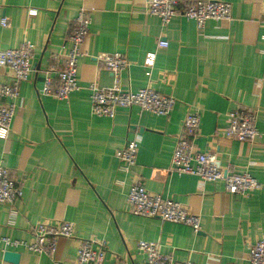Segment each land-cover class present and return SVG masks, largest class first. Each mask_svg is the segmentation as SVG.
I'll return each mask as SVG.
<instances>
[{
	"label": "crops",
	"instance_id": "0c3cea01",
	"mask_svg": "<svg viewBox=\"0 0 264 264\" xmlns=\"http://www.w3.org/2000/svg\"><path fill=\"white\" fill-rule=\"evenodd\" d=\"M220 1L232 4L233 22L209 20L201 32L182 17L164 26L145 13L144 0H0V49L35 46L33 72L21 85L12 128H0V159L22 189L14 205H0V237L30 244L39 223L74 225V238L62 240L54 258L0 243V264H14L5 260L7 252L20 255L17 264H73L79 241L89 238L107 242L108 264H147L140 240L157 243L178 262L251 264L250 248L264 239V0ZM83 7L91 9L92 24L86 55L79 59L80 89L63 101L42 96L48 72L57 79L63 69ZM160 40L168 47L160 48ZM107 53L129 60L124 89L151 88L175 97L170 116L138 107L119 108L115 119L94 116L90 84H115L98 61ZM149 54L156 55L153 66L146 64ZM12 81L13 73L0 68V85ZM235 108L257 113L263 137L248 144L222 136ZM189 110L201 118L199 149L216 152L229 173H248L261 188L235 195L223 181L203 184L172 171ZM138 135L136 165L123 172L116 154ZM135 180L200 216V231L135 216L127 199Z\"/></svg>",
	"mask_w": 264,
	"mask_h": 264
},
{
	"label": "built area",
	"instance_id": "2783aa9c",
	"mask_svg": "<svg viewBox=\"0 0 264 264\" xmlns=\"http://www.w3.org/2000/svg\"><path fill=\"white\" fill-rule=\"evenodd\" d=\"M145 13L159 18L167 26L176 17L193 20L199 31L205 29L209 20H219L227 24L233 22V6L220 0H144ZM91 9L81 8L75 26L68 37L70 49L64 53L63 69L57 79L48 72L41 89V95L56 100H68L73 92L80 89L78 82L79 59L85 56L84 46L90 33L92 20ZM32 10L30 15H36ZM2 26L8 27L9 21L3 18ZM168 42L159 41L160 48H167ZM35 46L25 42L18 48L0 49V68L13 73V81L0 85V128L9 132L16 116V101L21 97V85L27 82L33 72L32 60ZM155 54H149L147 66H153ZM105 68L115 78L114 86L102 88L96 83L89 86L91 92L92 114L98 117L115 119L119 108L138 107L143 112L157 116L168 117L177 100L173 96L161 94L151 88H143L137 92L124 89L121 77L129 68V60L122 53L102 54L98 57ZM257 113L253 110L235 108L227 115L228 125L222 131L227 140L253 144L263 137L257 125ZM201 118L198 111L189 110L181 134L177 137L172 157V171L179 175H193L201 182L223 181L227 192L246 196L249 192L261 188V184L250 174H231L220 163L216 152H203L197 146ZM141 143L138 135L116 154L120 161V170L130 172L136 165L137 154ZM22 196L21 186L12 177L10 170L0 159V205H14ZM128 203L135 216L160 219L163 222L182 224L195 232L201 229V217L194 215L181 203L164 198L150 192L140 180H135L128 192ZM15 210L11 213L14 220ZM33 242L27 244L0 237V243L6 246H24L34 253L54 258L60 242L74 238V225L71 222H61L57 225L39 223L32 229ZM139 251L146 256L147 264H194L190 261L178 262L172 255L161 252L157 243L140 240ZM108 247L105 240L89 238L80 240L76 258L73 264H108ZM248 260L251 264H264V239L254 244L249 251Z\"/></svg>",
	"mask_w": 264,
	"mask_h": 264
},
{
	"label": "water",
	"instance_id": "95a60500",
	"mask_svg": "<svg viewBox=\"0 0 264 264\" xmlns=\"http://www.w3.org/2000/svg\"><path fill=\"white\" fill-rule=\"evenodd\" d=\"M133 131H136V128L133 127L132 128ZM142 131V128L139 130ZM20 259V255L18 253L15 252H7L5 254V260L14 264H17L19 262Z\"/></svg>",
	"mask_w": 264,
	"mask_h": 264
}]
</instances>
